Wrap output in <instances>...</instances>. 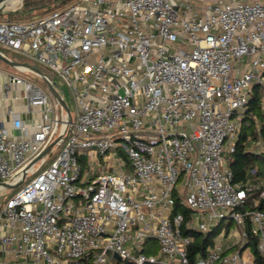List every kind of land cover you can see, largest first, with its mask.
Wrapping results in <instances>:
<instances>
[{"label": "built area", "instance_id": "built-area-1", "mask_svg": "<svg viewBox=\"0 0 264 264\" xmlns=\"http://www.w3.org/2000/svg\"><path fill=\"white\" fill-rule=\"evenodd\" d=\"M194 1L78 0L0 21V50L32 55L77 106L69 120L47 88L6 74L4 99L24 109H6L9 127L0 121V183L21 185L0 211L2 254L31 264H106L114 254L132 264H257L246 252L253 236L264 260V211L240 210L264 183H233L225 157L252 89L264 87V0ZM57 137L62 149L47 165L54 146L39 156ZM224 220L235 240L224 245L223 229L191 261L194 233Z\"/></svg>", "mask_w": 264, "mask_h": 264}, {"label": "trees", "instance_id": "trees-1", "mask_svg": "<svg viewBox=\"0 0 264 264\" xmlns=\"http://www.w3.org/2000/svg\"><path fill=\"white\" fill-rule=\"evenodd\" d=\"M53 1L56 0H24L23 2L25 4V7L22 9L47 7L48 5H51ZM15 13L10 14L9 18L11 19V17ZM7 56L11 60L15 61L13 57L9 56L8 54ZM263 96L264 89L262 87L255 86L252 89V95L248 102L247 110L244 113L242 119V125L238 140L235 145V151L231 154H228L226 157L228 167L233 174V183L242 185L250 183L253 186H256L259 181H262L264 183V151H260L256 148L250 151L247 148L253 141L257 139L256 137L258 133L262 137V141L264 143V125L262 124L264 115L261 110ZM256 119H260L262 125V127L258 130V133L256 131ZM248 128H251L250 134H247L246 132ZM252 170L254 171V173H251ZM261 191L264 192V187L258 186V189H253L251 192H248V198L246 199L244 207L240 210L248 208L251 210L264 211V195L260 196ZM174 213H182L185 216V220H187L190 214L189 210L185 207L180 206L178 202H176L175 204ZM220 224L221 223L218 224L217 228H213L211 231L205 234L194 233V242L189 247V257L191 261H193L194 255L197 252L203 253L208 246H211L214 243L215 238L218 234L217 230ZM231 224L232 221L229 220L228 226ZM256 241L257 240L255 237L249 236L247 245L251 247L253 251L255 262L257 264H264L263 258L259 256L256 251Z\"/></svg>", "mask_w": 264, "mask_h": 264}, {"label": "rangeland", "instance_id": "rangeland-1", "mask_svg": "<svg viewBox=\"0 0 264 264\" xmlns=\"http://www.w3.org/2000/svg\"><path fill=\"white\" fill-rule=\"evenodd\" d=\"M76 1H78V0H56V1H53V3L51 5H48L47 7L29 8V9H22L25 7V6L21 5L22 2L20 4H18L15 8H10L9 4H7V6L4 8L5 14L0 16V21H7L8 19H10L9 15L12 13H15V12L16 13L13 14V16L10 19L12 22L32 21V20L38 19V18L50 13L51 11H53L55 9H60V8L66 7L67 5L74 3ZM7 12H9V13L6 14ZM3 51L5 53H7L9 56L13 57L15 59V61L27 64V65L37 69L41 73H44L45 75H47L50 78V80H52L56 84L58 91L64 95L65 103L67 104L71 114L73 116H75L76 109H77L75 97H74L73 93L71 92V90L65 85L63 80L61 78H59L55 72H53L51 69L44 66L43 64L39 63L32 55L15 53V52L5 51V50H3ZM0 68L4 71L8 70V71L13 72L16 75H21L23 77H26L27 79L31 80L32 82H34L35 84L40 86L42 89L46 90V86H45L44 81L39 76H37L33 73L18 72L17 70L8 66L7 64L3 63L2 61H0ZM263 89H264V87H263ZM13 90H15V87L13 88ZM262 100L264 101V96H263ZM261 110H262V112H264L263 109H261ZM255 122H256V131L258 133V130L262 127L261 120L256 119ZM246 132H247V134H250L251 128H248L246 130ZM256 138L257 139L255 141H253L247 148L250 151H252L254 148H256L260 151L261 150L264 151V143H263L262 137L259 135V133L257 134ZM61 149H62V145L53 147V149H52L53 153H52L51 158L48 159L47 165L60 153ZM225 157H227V154L225 155ZM20 187H21V185L15 187V188H12V189L3 188L0 191V211H1L5 201L8 198H10L11 196H13L20 189ZM220 223L221 224L219 225L217 231L219 233H221L223 229L225 230V234L223 236V238L225 239V242H223V244L227 246L230 244L231 241L235 240V238H233V237H231L232 240H230L229 235H231L233 233L236 226L234 225V223H232L231 225L228 226V220H224ZM227 228H228V231H227ZM146 249L147 250L152 249L151 250L152 254H157L158 249H159V245H158L156 240H150L147 242ZM246 252L248 254H251L252 249L248 248L246 250ZM92 263L93 262L91 261V264ZM106 264H125V262H123L119 258H115L114 256L108 255L107 260H106Z\"/></svg>", "mask_w": 264, "mask_h": 264}, {"label": "water", "instance_id": "water-1", "mask_svg": "<svg viewBox=\"0 0 264 264\" xmlns=\"http://www.w3.org/2000/svg\"><path fill=\"white\" fill-rule=\"evenodd\" d=\"M10 1H13V0H0V16L4 15L5 12H4V8L6 7V4L9 3ZM20 1L21 5L22 6H25V4L23 3L24 0H18ZM9 12H7L6 14H8ZM0 61H2L3 63L7 64L8 66L16 69L18 67H21V68H24L26 69L28 72L30 73H33L37 76H39L45 83V86L46 88L49 90V92L58 100V102L63 106L65 112L68 114L69 116V120H70V114H69V109L66 105V103L62 100V98L58 95L57 91H56V84L50 80V78L45 75L44 73H41L40 71H38L37 69L27 65V64H24V63H21V62H18V61H14V60H11L7 54L0 50ZM60 139V137H57L55 140H53L46 148L45 150L40 154L39 157L43 156L45 153H47L54 145L57 144L58 140ZM1 186L5 187V188H8V189H12V188H15L17 186L20 185V182L18 183H15V184H8V183H0ZM115 258H118L116 254L113 255Z\"/></svg>", "mask_w": 264, "mask_h": 264}, {"label": "crops", "instance_id": "crops-1", "mask_svg": "<svg viewBox=\"0 0 264 264\" xmlns=\"http://www.w3.org/2000/svg\"><path fill=\"white\" fill-rule=\"evenodd\" d=\"M208 0H195L194 3L197 7H201L205 2H207ZM230 1V0H228ZM3 71V75L0 77V121H3L4 124L6 126L9 127V118L4 115L6 109L8 107H11L13 108L14 110H17V111H23L24 109V104L22 101H10V100H5L4 99V93H3V89H2V84L3 83H6L7 81V77H6V74L7 73H13L11 71ZM16 88L15 90H12L11 93H15ZM11 93L9 95H11ZM23 119H25L26 121L28 120V116L23 114ZM10 134L15 137V138H19V133L17 131H13V130H10ZM3 231L0 229V233H2ZM233 250V249H231ZM230 251V250H229ZM152 253V252H151ZM0 264H31V260L28 258V259H24L22 257H16L15 255L13 254H2L0 252Z\"/></svg>", "mask_w": 264, "mask_h": 264}, {"label": "bare ground", "instance_id": "bare-ground-1", "mask_svg": "<svg viewBox=\"0 0 264 264\" xmlns=\"http://www.w3.org/2000/svg\"><path fill=\"white\" fill-rule=\"evenodd\" d=\"M7 4H9L10 8H15L18 4H20V1L13 0V1H10L9 3H7ZM7 4H6V6H7Z\"/></svg>", "mask_w": 264, "mask_h": 264}]
</instances>
